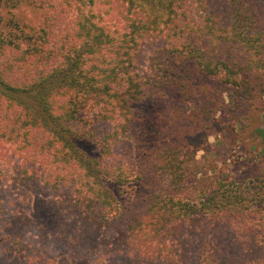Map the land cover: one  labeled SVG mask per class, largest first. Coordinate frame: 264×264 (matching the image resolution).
<instances>
[{
	"label": "trees",
	"instance_id": "1",
	"mask_svg": "<svg viewBox=\"0 0 264 264\" xmlns=\"http://www.w3.org/2000/svg\"><path fill=\"white\" fill-rule=\"evenodd\" d=\"M20 1L0 0V9ZM33 1L46 10L43 28L0 34V128L13 134L9 123L19 124L13 155H23L16 165L24 172L16 178L0 172L14 180V196L26 204L29 171H37L46 152L57 153L77 160L93 176L100 193L88 198V209L118 218L116 223L126 221L132 205L144 206V214L127 222L117 238V247L127 246L124 262L97 248L114 264H264V180L204 176L195 157H176L165 173L144 158L125 164V157H134L129 142L136 104L164 98L197 107L196 76L226 86L237 112H264V0ZM170 87L174 97L167 94ZM204 99L205 106L216 103L212 95ZM192 119L205 123L208 116ZM164 130L159 133L163 143L174 133ZM110 138L125 145L124 160L95 165L82 144ZM162 150H147L148 160ZM104 172L112 174L106 178ZM22 175L27 178L21 181ZM57 180L62 181L60 175ZM58 181L45 185L54 192L49 186ZM126 187H152L149 200L134 191V203L124 199L119 208L121 194L110 188ZM7 188L0 190V206L10 200ZM147 218L155 221L144 223ZM16 237L10 238V248L22 247ZM70 241L87 249L98 245H86L78 235ZM102 257L95 256L93 263L105 264Z\"/></svg>",
	"mask_w": 264,
	"mask_h": 264
},
{
	"label": "rangeland",
	"instance_id": "2",
	"mask_svg": "<svg viewBox=\"0 0 264 264\" xmlns=\"http://www.w3.org/2000/svg\"><path fill=\"white\" fill-rule=\"evenodd\" d=\"M38 3L33 0H22L14 7L12 5L2 7L0 34L1 32L8 34L13 30L20 32L18 27L34 34L43 28L46 10L39 8ZM194 82L199 88V91L196 89V94L199 95L197 107H181L173 104V100L164 98L148 99L136 104L133 108L135 119L131 133L129 132L133 134V140L129 143L132 145L134 157L126 159L123 156L125 145L116 141L115 143L112 138L105 139L98 145L82 144L81 148L93 161H97L95 165H104L107 162V166H110V159L116 158L117 161L121 158L124 160V157L125 164L128 165L137 157L144 158L146 163L154 165L156 172L165 173L169 171L168 164L171 160L186 156V159L195 157L203 165L200 169L197 167V171L202 172L204 176L224 175L226 178L246 183L257 178L264 180V112L260 110L237 112L232 108L230 94L225 91L226 86L222 87L215 81H208L201 76H196ZM171 90L174 91L170 87L167 94L174 97ZM218 94H222L223 102L217 97ZM211 95L216 100L215 105L205 106L204 98L209 99ZM195 116L201 118L208 116V121L200 123L196 119L194 123L192 118ZM177 118H180V122ZM168 121L175 122L178 127L175 129L173 123ZM18 125L9 123V130L14 128L15 132L13 134L8 132V135L5 127L0 128V172L1 170L7 172V176L8 172H11L9 176L13 178H16L19 172H24V167L16 165L21 160L23 162V155L20 153L13 155L16 147L12 141L15 140L16 133L20 134L16 131L19 129ZM168 128H173L175 134H171L163 143L159 133L167 132L164 129ZM196 128L201 129L197 134L194 133ZM177 131L180 134L176 135ZM18 141H21V138ZM175 144H179L180 148H175ZM150 148L154 151L162 148L163 150L160 151V156L155 154L148 160L151 152L148 153L147 150ZM14 160L17 162L14 163ZM44 160L45 162H34V164L40 162L37 164V171H29L33 177L27 183L29 187L26 191L31 192V195L26 204L19 200V196H14L16 191L11 189L14 188V180H10L13 182L10 183L9 179L3 178L0 173V190L7 186L6 193L10 195L9 202L2 201L5 208L0 209V264H94L93 259L97 255L103 256L101 263L114 264L110 256L96 253L98 247L118 256L115 262H124L127 259L125 255L127 246L124 248L123 244L117 247L120 245L117 238L121 231L126 230L127 222L133 224L140 214L145 212L141 203L132 205L134 194L142 193L143 200L144 198L149 200L146 193L151 192L152 187L140 190L139 187H135L134 190L127 187V190L110 188L111 191L115 190L121 194L116 201L119 208L124 199L128 204L133 202L131 211L126 215V221L115 223L118 218H109V215L102 217L100 211L87 208L88 198L96 196L100 191L94 186V178L87 172L85 166L80 165L77 160H69L57 153L50 157L46 152ZM95 165L92 163V169L96 168ZM39 169L42 172H39ZM111 174L112 172H104L106 178ZM58 175L62 178L61 182L57 180ZM25 178L27 175H22L21 181ZM46 180L52 183L59 182L57 185L51 183L49 186L54 187L56 191L48 189L45 185ZM134 185L135 182L129 188ZM152 221L155 219L143 220L144 223ZM15 235L22 247L10 248V238ZM76 235L86 245L97 242V247L87 249L82 245L79 247L72 245L70 238ZM133 262L134 259H131V262L128 259V263Z\"/></svg>",
	"mask_w": 264,
	"mask_h": 264
}]
</instances>
